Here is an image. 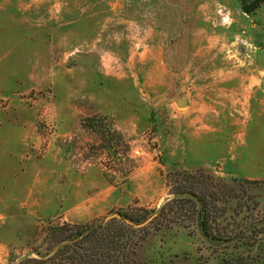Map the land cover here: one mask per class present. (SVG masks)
<instances>
[{
  "label": "rangeland",
  "instance_id": "374dc122",
  "mask_svg": "<svg viewBox=\"0 0 264 264\" xmlns=\"http://www.w3.org/2000/svg\"><path fill=\"white\" fill-rule=\"evenodd\" d=\"M243 5L0 0V264H68L72 226L140 208L123 264L264 252V0ZM184 176L210 183L229 241L187 213L140 228Z\"/></svg>",
  "mask_w": 264,
  "mask_h": 264
},
{
  "label": "trees",
  "instance_id": "16d2710c",
  "mask_svg": "<svg viewBox=\"0 0 264 264\" xmlns=\"http://www.w3.org/2000/svg\"><path fill=\"white\" fill-rule=\"evenodd\" d=\"M247 1L244 0L243 10L250 13L251 8L258 7L263 0H256L252 7L246 5ZM211 192L208 181H199V177H194V180L191 176L182 177L181 181L177 182L172 190L173 199L156 211V216L151 222L140 228L150 227L151 224L161 227V223L167 225L179 221L186 223L187 220L183 215L187 213L189 223L194 220V223L201 228L205 236L213 241L225 240L226 238L216 235L211 226ZM180 202H187L189 206L183 207L184 204ZM151 213L153 211L144 208L129 210L122 215L131 223H127L125 220L121 223L120 219L114 218L106 225H92L89 223L75 225L68 230V235H64L67 229L63 226L64 228L55 231L57 235H64L61 240L67 242L65 247H61L59 250L71 247L73 254L69 259L67 258L68 262L65 261L68 264H107V260L109 261L108 264L130 262L129 257L133 246H128L127 241L124 240L125 235L126 233L132 234V228L144 223ZM125 229L129 232L124 231ZM70 241L73 242L71 245L68 243ZM226 241H229V239H226ZM225 264H264V252H260L255 258L251 257V259L234 258Z\"/></svg>",
  "mask_w": 264,
  "mask_h": 264
},
{
  "label": "water",
  "instance_id": "95a60500",
  "mask_svg": "<svg viewBox=\"0 0 264 264\" xmlns=\"http://www.w3.org/2000/svg\"><path fill=\"white\" fill-rule=\"evenodd\" d=\"M186 102H187V98H183V100L180 102V104H185Z\"/></svg>",
  "mask_w": 264,
  "mask_h": 264
}]
</instances>
